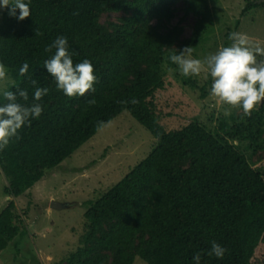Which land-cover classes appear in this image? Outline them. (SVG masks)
Returning <instances> with one entry per match:
<instances>
[{"label":"trees","instance_id":"obj_1","mask_svg":"<svg viewBox=\"0 0 264 264\" xmlns=\"http://www.w3.org/2000/svg\"><path fill=\"white\" fill-rule=\"evenodd\" d=\"M248 1L242 15L264 4ZM25 2L31 15L22 21L2 8L0 63L27 89L29 105L35 88L28 77L49 92L40 101L39 119L0 151L10 197L0 213V251L27 233L15 198L29 195L48 170L93 137L98 122L107 125L127 110L153 135L152 149L115 185L85 202L79 244L54 264H133L137 256L147 264H195L197 253L200 264H254L264 243V166L254 165L264 160V102L232 123L221 117L211 130L196 118L168 129L156 101L171 80L169 57L195 48L210 28V1ZM188 16L195 19L186 35ZM60 36L68 40L74 64L92 63L94 92L68 97L47 73L43 65L55 49H46ZM24 63L29 71L22 77ZM201 89L206 96V86ZM133 98L138 103H130ZM213 241L227 249L222 259L208 255Z\"/></svg>","mask_w":264,"mask_h":264},{"label":"rangeland","instance_id":"obj_2","mask_svg":"<svg viewBox=\"0 0 264 264\" xmlns=\"http://www.w3.org/2000/svg\"><path fill=\"white\" fill-rule=\"evenodd\" d=\"M209 1L212 22L193 48V58L203 60L222 46H230L232 41L226 35L229 29L247 34L253 43L264 46V4L254 6L242 15L248 0ZM254 1L264 2L250 0L251 3ZM194 19L193 16L186 18V35L190 34L189 27L194 24ZM238 21L240 23L236 25ZM168 74L171 80L165 90L157 92L156 98L161 120L168 129L181 127L196 118L214 130L221 117H227L232 123L233 117L244 114L241 108L222 104L210 95V74L202 72L199 76L185 77L176 64L169 67ZM203 86L209 91L206 96H202ZM226 111L230 114L226 115ZM154 140L153 135L125 110L60 165L48 170L30 189L29 195L15 198L18 213L25 219L27 233L19 235L0 251V264H54L67 257L78 246L85 228V202L98 198L120 181L149 154ZM262 141L264 144V135ZM240 148L251 156L252 150L245 143L240 144ZM254 165L264 166V160L254 162ZM7 184L0 167V213L10 198L5 192ZM52 199L67 205L53 208L50 206ZM256 252L254 264H264V243ZM133 264L147 263L137 256Z\"/></svg>","mask_w":264,"mask_h":264},{"label":"clouds","instance_id":"obj_3","mask_svg":"<svg viewBox=\"0 0 264 264\" xmlns=\"http://www.w3.org/2000/svg\"><path fill=\"white\" fill-rule=\"evenodd\" d=\"M0 7L7 8L9 15L24 20L31 15L29 3L25 0H0ZM19 10V16H16ZM230 46H222L216 53L203 60L192 57L193 48L185 47L179 54L169 57L185 77L199 76L202 72L210 74L212 84L210 95L232 108H241L245 115L250 116L261 102H264V46L253 43L247 34L232 32L229 35ZM55 53L44 62V68L56 82V87L68 97L84 96L94 92L97 77L92 63L85 59L73 63L72 54L68 51V40L58 37L46 51ZM260 57V59H258ZM29 65L24 63L19 69L20 76H26ZM34 86L32 103L29 105V93L20 88L8 74L7 67L0 63V151L6 149L13 139H20V130L30 126L33 119H39L43 112L40 101L48 94L49 89L38 87L37 81L28 77ZM14 88L15 90H10ZM23 100L24 103L20 101ZM89 103L94 104V100ZM127 103V102H126ZM130 103H138L133 98ZM226 115L230 114L225 112ZM106 123L98 122L97 129L103 130ZM226 248L213 241L209 256L223 258ZM195 264H200V253L194 256Z\"/></svg>","mask_w":264,"mask_h":264},{"label":"water","instance_id":"obj_4","mask_svg":"<svg viewBox=\"0 0 264 264\" xmlns=\"http://www.w3.org/2000/svg\"><path fill=\"white\" fill-rule=\"evenodd\" d=\"M67 204L63 203V202H59L55 199H52L51 202H50V206L53 207V208H56V209H60V208H63V207H66Z\"/></svg>","mask_w":264,"mask_h":264}]
</instances>
